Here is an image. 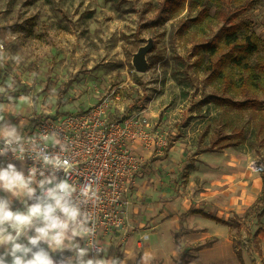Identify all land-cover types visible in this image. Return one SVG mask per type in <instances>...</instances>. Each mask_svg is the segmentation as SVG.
Here are the masks:
<instances>
[{
	"label": "rangeland",
	"instance_id": "1",
	"mask_svg": "<svg viewBox=\"0 0 264 264\" xmlns=\"http://www.w3.org/2000/svg\"><path fill=\"white\" fill-rule=\"evenodd\" d=\"M164 1L0 0V87L13 83L15 88L0 93V103L8 104V95L15 97L9 109L25 131L40 116L85 109L120 89L125 107L145 111L153 128L173 142L167 158H160L165 152L147 158L138 178L146 180V186L132 188L131 223L136 228L128 232L129 245L143 249L137 240L150 239L149 231L143 230L161 221L164 234L171 231L172 238L160 244L169 252L175 247L178 257L184 252L187 264L201 256L198 264H234L237 242L247 264H264V238L247 241L246 231L233 222L242 218L253 232L259 227L254 214H244L262 192L259 165L264 162V146L250 144V129L242 147L209 146V124L234 133L236 125L249 128L252 121L247 112L215 99L223 89L208 82L196 64L191 35L179 33L198 10L187 5L176 16L156 21ZM245 16L244 31L263 40L264 0ZM217 27L192 26L189 31L195 32L196 40H204ZM149 38L154 39L149 69L138 72L133 56ZM263 55L264 50L254 59ZM194 208L226 222L191 215ZM194 226L202 228L198 232ZM210 240L211 247L198 248ZM111 246L109 254L124 259V245L115 241ZM217 255L219 263L213 260Z\"/></svg>",
	"mask_w": 264,
	"mask_h": 264
},
{
	"label": "clouds",
	"instance_id": "2",
	"mask_svg": "<svg viewBox=\"0 0 264 264\" xmlns=\"http://www.w3.org/2000/svg\"><path fill=\"white\" fill-rule=\"evenodd\" d=\"M7 89L15 91L13 83ZM7 100L0 103V264H126L97 239L86 207L96 192L69 145L50 128L26 135L14 113L6 118L15 97Z\"/></svg>",
	"mask_w": 264,
	"mask_h": 264
},
{
	"label": "trees",
	"instance_id": "3",
	"mask_svg": "<svg viewBox=\"0 0 264 264\" xmlns=\"http://www.w3.org/2000/svg\"><path fill=\"white\" fill-rule=\"evenodd\" d=\"M263 0H165L158 18L166 20L177 15L187 5L191 10H198L196 17L186 20L181 25L179 32L183 37L191 35L193 39V52L196 56V64L199 69L207 74L206 80L223 89V94L215 99L222 105L247 112L252 121L249 128L235 126V132L226 131L222 125L209 124L205 135L211 131L209 146L215 148L242 147L248 141L247 131L251 130L250 144L264 146V99L260 98L264 90V55L257 59L254 56L264 50V39L255 33L244 31L248 28L245 16ZM217 25L214 34L208 35L204 40H196L195 32L189 31L192 26L204 28V26ZM140 83V79L135 75ZM243 96V98L239 97ZM213 126V129H212ZM248 137V138H247ZM173 142L163 156H166L172 148ZM263 186L261 195L245 212L244 217L254 214L258 219L259 227L253 232L246 222L235 220V226L246 231V239L249 242H260V233L264 232L262 218L264 217V162L259 165ZM222 221L219 218H216ZM211 243H207L209 245ZM236 253L242 264L245 250L235 245ZM199 249L202 248L198 247ZM251 250V249H250ZM189 258L184 252L178 258V264H187Z\"/></svg>",
	"mask_w": 264,
	"mask_h": 264
},
{
	"label": "built area",
	"instance_id": "4",
	"mask_svg": "<svg viewBox=\"0 0 264 264\" xmlns=\"http://www.w3.org/2000/svg\"><path fill=\"white\" fill-rule=\"evenodd\" d=\"M121 94L115 89L80 112L40 116L25 131L27 135L50 128L69 145V158L96 192L86 207L94 217L96 236L102 244L108 236L126 235L131 230L132 188L147 158L164 154L169 146L145 111L125 108L122 115H114V100H120Z\"/></svg>",
	"mask_w": 264,
	"mask_h": 264
},
{
	"label": "crops",
	"instance_id": "5",
	"mask_svg": "<svg viewBox=\"0 0 264 264\" xmlns=\"http://www.w3.org/2000/svg\"><path fill=\"white\" fill-rule=\"evenodd\" d=\"M118 90L121 91L120 89H118ZM123 102H124V95L123 94H121V99L120 100H114V115H118L119 116V115H122L124 113L123 109H125L127 107H125ZM96 104H93V105H96ZM93 105H91L90 107H92ZM90 107H87V108L81 109V110H77V111H70V112L69 111H64L62 113L55 114V115H49V116H56V115H60V114L80 112V111L86 110V109H88ZM127 110H129V109L127 108ZM11 112H12V110L9 109L8 112L5 113L6 118H8V116L10 114H12ZM32 125H33V123H32ZM160 158H167V155L166 156L162 155ZM2 161H3V157H0V162H2ZM140 176H139V178H140ZM139 183H140V185H142L141 188H143V187L146 186L147 181L144 180V179H140V181L137 182V185ZM0 195H3V193H0ZM17 206H19V205H17ZM193 212L194 213L191 212V215L192 214L193 215L194 214L195 215H201L202 217H205L206 219H208L210 221L211 220L212 221L216 220L218 222H226L224 219H221L220 217L212 215V214H210V213H208V212H206L205 210H202V209L194 208ZM129 214H130V221H131L132 217H133L132 208H130V213ZM216 218H219L222 221H220V220H218ZM163 224H164L163 222L157 221L155 224L152 225V230L151 229L143 230L145 232V234H147L148 231H149V234H150L149 235L150 239L146 243L145 242L142 243V242L137 240V242L140 244V246L143 247V249L139 248V249L135 250L134 249L135 247H132L131 245H129V243H128L129 240L127 241V239H129V233L126 234V235H124L122 233H117V234L108 236V237H106L104 239V244H107L111 248L112 247L111 246L112 243H114L115 241L118 242V243H122L124 245L123 247L126 249V253L124 254V259H122V260H124L126 262V264H178L177 261H178V258H179L178 256L179 255H178V251L175 249V247L171 248V252H169L170 251L169 249L163 248L162 245L160 244L161 241H164L165 237L168 238V240H169V238L170 239L172 238V232L171 231H169V232L166 231L167 233L164 234L165 231L163 229V227H164ZM134 226L135 225H133L131 223V230H132V228H134ZM180 226H182L181 223H180ZM135 228H136V226H135ZM200 228H202V227L194 226V230H196L198 232H199ZM263 234H264V232L260 233V235H259L260 242L264 238ZM198 235L199 234H197L196 236L198 237ZM122 240H124V242H122ZM169 242H170V240H169ZM207 243H212V241L211 240L208 241V242L206 241V243H203V244L199 245V247L202 246V248H200V250L203 249V248H206V247H211L213 245V244L206 245ZM262 243L264 245V239H263ZM131 247H132V249H131ZM203 257L206 260H208L207 257H205V256H203ZM216 257H218V258H216ZM216 257L213 260H216V262L219 263L220 262V255H217ZM199 259L195 260L194 263L198 264V260ZM232 261H234L236 264H242V262L238 258L237 253H236V258H234Z\"/></svg>",
	"mask_w": 264,
	"mask_h": 264
},
{
	"label": "water",
	"instance_id": "6",
	"mask_svg": "<svg viewBox=\"0 0 264 264\" xmlns=\"http://www.w3.org/2000/svg\"><path fill=\"white\" fill-rule=\"evenodd\" d=\"M154 48V39L149 38L148 43L142 45L133 56V65L138 72H146L149 69L148 54Z\"/></svg>",
	"mask_w": 264,
	"mask_h": 264
}]
</instances>
